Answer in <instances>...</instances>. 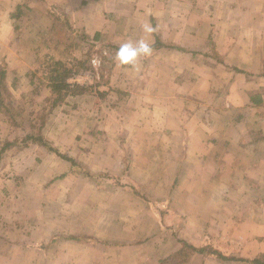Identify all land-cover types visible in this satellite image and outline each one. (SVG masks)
Wrapping results in <instances>:
<instances>
[{"label":"crops","instance_id":"0c3cea01","mask_svg":"<svg viewBox=\"0 0 264 264\" xmlns=\"http://www.w3.org/2000/svg\"><path fill=\"white\" fill-rule=\"evenodd\" d=\"M47 57L76 92L41 106L59 153L0 111V264H264V0H0L5 104Z\"/></svg>","mask_w":264,"mask_h":264},{"label":"trees","instance_id":"16d2710c","mask_svg":"<svg viewBox=\"0 0 264 264\" xmlns=\"http://www.w3.org/2000/svg\"><path fill=\"white\" fill-rule=\"evenodd\" d=\"M81 62H76L75 64H80ZM75 64H69L61 59H55L53 57H47L42 62L43 72H42V81L46 82V85L48 89L53 93V99L51 100V107H56L59 104L63 103L65 98L72 92H76V89L70 88L69 84L67 83V80L72 73V70L75 69ZM5 84V73L0 72V111L4 112L9 116L11 122L13 125L18 126V124L14 121V110L10 109L6 106L3 96H2V86ZM44 117V116H43ZM44 123V118L41 121L40 126L35 129L32 127V131L30 133H27L19 142H23L25 144H28L29 141H32V143H38L41 146H44L48 148L49 150L53 152L59 153L56 149H54L49 142L43 139V137L40 135L41 132V126ZM20 125V124H19ZM22 125V124H21ZM10 143V142H8ZM15 143H18L17 141ZM11 145H14V142L10 144H6L4 149L10 147ZM3 150L1 151V153ZM64 160L70 162L73 167H77L79 164L72 158L59 154ZM80 166V165H79ZM78 166V167H79ZM82 171V172H80ZM79 172L83 175H89V172L84 170L83 166L79 169ZM182 248L178 254L172 255L171 257L162 260L159 264H176L179 258L182 259V261H186L189 258V255L187 254V249L194 248L187 242H182Z\"/></svg>","mask_w":264,"mask_h":264},{"label":"rangeland","instance_id":"374dc122","mask_svg":"<svg viewBox=\"0 0 264 264\" xmlns=\"http://www.w3.org/2000/svg\"><path fill=\"white\" fill-rule=\"evenodd\" d=\"M41 78L42 75L36 78L38 80L37 88L33 92H25L23 94L14 92L11 94L9 92L6 93V104L9 108L15 110V117L24 124L23 130L31 131V122H34L36 125L41 122L44 118L43 116H45V111L41 106L47 102L51 103L53 99L52 93L45 90L46 82L42 81ZM102 175L100 177H103Z\"/></svg>","mask_w":264,"mask_h":264},{"label":"clouds","instance_id":"9594fccd","mask_svg":"<svg viewBox=\"0 0 264 264\" xmlns=\"http://www.w3.org/2000/svg\"><path fill=\"white\" fill-rule=\"evenodd\" d=\"M144 31L146 33H153L155 28L151 25H145ZM153 53V47L146 39H139L135 43L126 42L120 45L116 59L121 65L135 66V62L140 56L149 57Z\"/></svg>","mask_w":264,"mask_h":264},{"label":"built area","instance_id":"2783aa9c","mask_svg":"<svg viewBox=\"0 0 264 264\" xmlns=\"http://www.w3.org/2000/svg\"><path fill=\"white\" fill-rule=\"evenodd\" d=\"M88 78H89L88 76L83 75V74H80V75L73 74V77H72L73 81L75 82L87 80Z\"/></svg>","mask_w":264,"mask_h":264}]
</instances>
